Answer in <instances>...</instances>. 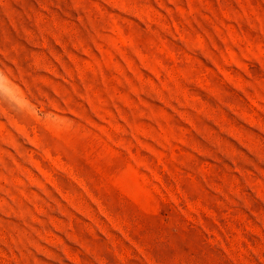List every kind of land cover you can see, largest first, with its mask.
I'll return each mask as SVG.
<instances>
[{
    "label": "rangeland",
    "instance_id": "374dc122",
    "mask_svg": "<svg viewBox=\"0 0 264 264\" xmlns=\"http://www.w3.org/2000/svg\"><path fill=\"white\" fill-rule=\"evenodd\" d=\"M0 264H264V0H0Z\"/></svg>",
    "mask_w": 264,
    "mask_h": 264
}]
</instances>
